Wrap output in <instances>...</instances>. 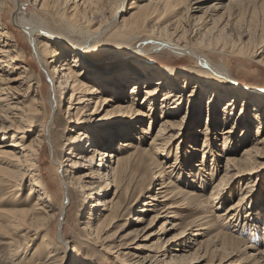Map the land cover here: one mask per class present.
Wrapping results in <instances>:
<instances>
[{"label":"bare ground","instance_id":"bare-ground-1","mask_svg":"<svg viewBox=\"0 0 264 264\" xmlns=\"http://www.w3.org/2000/svg\"><path fill=\"white\" fill-rule=\"evenodd\" d=\"M20 1L0 0V111L8 113L10 110H18L22 114L14 116L16 120L11 119L12 116L9 114H1V120L9 122V125L0 126V131L3 130L6 133L0 135L3 139H8L12 130L23 133L20 131L32 127L38 115L43 118V124L40 131L35 133L26 145L20 144L13 134L10 140L0 142V188L5 187L13 196L16 192H20V188L27 182L29 184L27 194L35 190L40 191L36 200L22 206H19L20 202L6 200L0 195V234L12 254L25 253L28 245L36 243L38 237L42 235L41 244L31 250V255L26 257L25 263L64 264L60 247L52 245L54 241L49 238L47 232L55 221L57 227L63 228V222L58 218L64 207L62 205L57 212L54 205L48 204L47 201L53 196L47 192L48 181L37 165L39 149L47 134L46 130L50 132L53 126L50 125L46 129V115L39 108L40 102L43 101H39L38 97L33 98L29 107L26 105L20 107L10 101L12 93L8 84L19 79H26L28 68L24 62H20L22 57L27 56H25L26 53L18 50L20 44L16 36L9 37L14 29L9 31L8 24L14 25L18 33L20 31L24 33L25 38L33 47L32 57H37L41 65L45 64L44 66L47 65L49 68L51 92L56 98V100L49 101L51 106L59 103L57 95L69 91L65 118L71 123L69 131L75 134L69 139V151L66 153L69 157L65 159L68 162L61 163V174H58L59 167L55 174L60 185L63 179V193L64 189L70 188L81 192V198L88 210V217L83 222V228L90 231L91 237L101 243L105 249L114 248L107 243L110 236L106 232L111 223L121 213L125 202H135L142 193L147 192L150 193L149 201L145 202V207L141 211L152 210L154 213L146 232L154 229L162 219L161 226L159 225L160 232L165 231L168 224L173 228L178 227L179 223L176 221L182 218L178 216V210L191 203L198 215L189 220L185 226L180 227L181 230L177 237L184 235L186 230L193 227H196L195 240L199 236L204 237L209 231H214L209 238H206L209 240L206 245L211 244V247L214 246L212 249L223 252L220 260L228 259L230 264H236V259L239 263L244 261L250 264H264V243L257 246L256 252H252L251 249L256 243H252L250 236L245 238L244 235L242 237L238 235V232L243 231L237 228L241 213H244L242 217L245 219L248 217L250 220L254 217L256 203L254 201L251 204L248 203L253 195H250V192L263 182L260 181L259 176L264 173V161H262L264 159V134L261 135L264 126V91L246 90L236 86V89L243 90L236 92L233 89L232 92H228L225 89L226 86L235 87L224 80L227 78L224 74L226 70L211 67L213 64L209 57L198 54L195 49L191 48L195 46L188 43L187 34L191 28V32L194 31V24L192 26L189 23V29L183 21L191 11H201L200 5L209 0H131L126 12V9H122L124 0H112L111 12L107 15L104 13V5H106L104 0H27L31 3L25 10L22 9ZM211 1L206 9L222 11L218 17L209 18V22L195 27V32L200 34L194 45L221 51H226V47H229L227 51L231 53L250 56V59L256 58L262 52L260 50L257 54L262 41L260 44L255 43L251 35L247 36L245 41L240 40L237 46L236 41L224 40L227 37L225 31L229 25L227 23L230 20L229 17L232 16L223 17L227 13L229 2L220 4L218 0ZM260 6L263 7L264 12V0H261ZM255 8L256 4H253V1L252 4L240 6L237 11H234V18L243 17L245 13L252 14ZM123 11L125 14L121 16L119 24L110 28L107 19H117L118 14ZM5 14H8L7 24L3 23L2 19ZM222 17L224 19H221ZM165 18L167 19L158 23ZM200 18L201 15L197 18V22ZM52 20L61 22V25L63 23L67 29L64 36L56 34L55 28L51 25ZM166 21H171V23L168 24ZM208 23L210 24L206 26ZM200 29L203 31L200 32ZM143 32L148 35L146 38H155L156 41H152V49L169 45L175 53L184 55L191 53L196 56L200 64L208 65V68L215 70L199 73L206 82L199 81L198 78L195 79L186 73L183 74L185 85L182 84L181 87L189 85L188 94L184 95L170 79V68L161 72L164 74L162 76L164 79H149L146 82L134 76L132 72H137L138 68H148V71L147 69L145 71L149 72L153 70V66L145 63L134 65L129 62L116 64L112 60L114 54L111 55V59L104 60H91L87 55L88 46L84 42H90V46L95 38L103 34L109 33L106 39L126 43L127 40L138 38ZM69 34L72 36L70 37ZM75 35H79L80 38H75ZM8 38H12V42ZM257 59L256 63H264V55ZM58 61L59 65L53 66V63ZM200 90L202 93L212 94L205 98V109L208 114L205 126L199 132L202 139L199 142L196 141L197 145L189 146L190 150L185 151L186 155L180 162L178 138L182 136L183 123L181 120L188 119L191 111L190 104H196L194 97ZM140 92L141 98L138 96ZM39 94H42V91L37 87L35 95ZM226 97L229 98L226 99ZM233 97L236 98L235 100L240 98V102L246 99V102L253 104L251 118L245 115L243 110L245 104L236 109ZM3 102L6 103L3 104ZM230 102L232 104L228 106ZM182 103L188 107L183 109L179 116L174 117V114L180 112ZM88 105L91 107L88 108ZM86 111L89 112L86 114ZM159 116L161 118L152 129ZM143 122H148V125H142ZM250 123H253L254 133L250 139L248 138V144H244ZM139 124L141 128L138 127ZM215 125L223 126V128L214 132L212 126ZM240 129L242 133L235 143L233 139ZM216 132L217 136L221 137L219 144L214 142L216 137L213 136V139L211 137V134H216ZM121 136L127 140L119 141ZM23 137L21 134L18 140ZM147 137L148 141H146ZM82 143L83 146L80 147ZM175 144L178 145L175 146ZM243 144L244 147L240 152L238 147ZM132 148L133 150L128 151ZM170 151H174L172 156ZM223 152H226V157L221 164ZM169 155L173 158L170 163H168ZM194 155H201L199 163H195ZM96 157L99 158L96 159ZM76 158L82 163L76 161ZM165 159L166 162H164ZM78 166L83 167L78 175L73 174L71 169L65 168ZM148 175H151V178L145 186L143 180ZM92 179H97L95 188L90 185ZM241 181H243V186ZM208 183L211 185L206 191ZM235 183L239 185L240 196L223 212H217L216 207L222 206L231 198ZM109 192L111 197L107 199L105 197ZM134 192L136 196L132 198ZM47 197L49 198L46 199ZM98 206L102 207L98 208ZM96 211L99 212L96 213ZM102 211L107 212L104 214ZM141 220L142 218L138 217V221ZM91 221H96L94 226ZM229 225L232 227L230 231L227 229ZM43 231L45 232L42 233ZM57 237L65 244L68 241L63 235L59 234ZM205 240L197 242L195 253L191 256L199 252ZM169 241L170 239L167 242ZM182 247L186 248L177 240L166 247L162 246L154 255L142 256L137 252L125 250L126 245L121 243L118 248L122 250H119L115 257L123 264H152L153 261H160L164 264H182L189 257L185 253H176ZM49 249L51 250L44 254ZM77 254L80 253L77 251ZM168 254H171V257L169 261H166L163 258H166ZM129 256L132 258L130 259Z\"/></svg>","mask_w":264,"mask_h":264},{"label":"rangeland","instance_id":"rangeland-1","mask_svg":"<svg viewBox=\"0 0 264 264\" xmlns=\"http://www.w3.org/2000/svg\"><path fill=\"white\" fill-rule=\"evenodd\" d=\"M6 1H9V0H6ZM252 1H253V4L254 3L256 4L254 13L252 14L245 13L243 17L236 16V18H234V15H235L234 11H237L240 6H246L247 4L249 5V3L252 4ZM130 2L131 0H124L122 9L124 10L126 9L125 12L128 10V6ZM206 2L200 5L201 11H191L189 13V16H187L186 19L183 21V24L189 29H190L189 23H191L192 26L194 24V31L191 32L192 30L191 28V30H188L189 33L187 34L188 43L193 44L191 46H195L191 48L195 49V51L198 54H204L206 57H209V60L213 64V66L211 67H215L219 70H223V69L226 70L224 74L227 78H224V80L228 82V84H230L231 86L235 87V88H230L226 86L225 89L228 92L229 91L232 92L233 89L236 92L243 90V89H236V86L245 88L246 90L251 89V90H263L264 91V63L255 62V60H258L257 57L259 58L264 55V43H263L264 41V12H263V7L260 6L261 0H218L220 4H223V3L225 4L229 2L227 13H225L226 15L224 14L223 17L227 18L228 15H232L229 17L230 20L227 23L229 24L228 27L227 26H226L227 28L225 27L227 29L225 30L227 33L226 34L227 37L224 40L234 41V42L236 41V46H237L238 45L237 43L240 40L245 41L248 38L247 36L251 35L255 43L260 44V41H262L261 43L262 45L257 51V54L260 52V50H262V52L259 53L256 58L252 57L251 59L249 58L250 56H242V55L227 51L229 47H226V51L225 50L221 51L218 49H210L209 47H205V46L197 47V45H194L196 42L195 40H197V37H199V34H200V33L195 32V27L200 26L201 23L204 25L205 23L209 22V18H212V17L216 18V16L218 17L222 11V10L212 11L209 8L206 9L207 6L209 7L210 2L212 1L209 0ZM19 3L22 4V9L25 10L29 6L31 1L26 0L24 2L23 0H21ZM104 3L106 4L104 5L105 6L104 13L107 15L111 12L110 3H112V0H104ZM125 12L123 11L119 13L117 16V19L115 18H113L112 20L107 19L108 22L110 23V24L108 23L110 28H113L117 24H119V21L121 20V16L124 15ZM199 15H201V18H200V21L197 22V18L199 17ZM2 17H3L2 18L3 23L5 22L7 24L8 14L3 15ZM223 17L221 19H224ZM167 18L162 19L158 23L160 24V22L166 20ZM232 19H234L235 21L237 20L236 21L237 23ZM166 22H168V24L171 23V21L170 22L166 21ZM60 23L61 22L59 21L58 22L53 21V20L51 21V25L53 28H55L54 30L56 31V34L59 36H64L66 34L67 29L65 28L63 23L62 25L64 27ZM209 24L210 23L206 24V26ZM8 25L10 29L9 31H12L14 29L12 34L10 32L9 37H11L12 35L16 36V39L18 40V43L20 44L18 50L22 51L23 53H26L25 56H27V57H22V60L20 62H24V64L28 68V71H27L28 74H27L26 79H22V80L19 79V80L13 81L12 83L8 84L10 85V88H11L10 92L12 93V95L10 96L11 97L10 101L13 102V104H16L20 107L24 105H26V107H29L31 106V101L33 100V98L38 97L39 101L41 100L43 101L42 102L43 106H42V103L40 102L39 108L42 112H45L46 129L50 125L53 126L50 132H47L46 130L47 134H45L46 136H44V141L42 142V146L39 149L40 155H38L39 158L37 159V165L42 171L43 176L48 181L47 183L49 186L47 188L48 189L47 192L53 196L50 198L51 200L47 201L48 204L50 203L54 205V207H56L55 210L57 212L62 205H63L62 207H64L60 218H58L60 221L62 220L63 228L61 229L57 227L56 221H55L51 225L52 228L50 230H47L49 234V238L52 241H54L52 245H55L56 247L58 246V248L60 247L59 250L64 260V264H123L119 259L115 257V255L119 253V250H122L121 248H118L119 244L121 243H123V245H126L125 250H129L131 252H137L142 256H146V255H154L155 253H157L156 251H159L162 248V246L166 247L168 244L175 242L177 240H179L182 244H184L186 248L184 249L182 247L176 253L177 254L185 253L186 255L189 256L186 258V260L183 261L182 264H230L229 263L230 260L228 259L220 260V257L223 253L221 250L212 249L214 246L211 247L212 246L211 244L208 246L206 245V243L209 241L206 238L207 237L209 238V236L213 234L214 231L213 232L209 231L208 234L205 235L204 237L200 238L199 236V238L195 240L194 233H196V230H195L196 227H193L192 229L186 230V233L184 235L177 237V234L181 230L180 227L185 226V224L189 220H191L192 218H195V216L198 215V212L194 210L195 208L194 206H192L193 204L191 203L186 204L185 207L178 210V213H179L178 216L182 217L181 219H177L176 221L179 223L178 227L173 228L170 226V224H168L166 225L165 231L160 232V226L163 221L162 219L161 221L158 222V224H156L154 229L146 232L147 230L146 228L149 224L151 216L154 213V211L152 210L143 211L144 213L141 211L145 207V202L149 201L150 193H147V192L142 193L140 197L138 198V200L135 202H132V203L125 202L123 210L114 220V222L111 223L109 230L106 232L110 236V240L107 241V243L108 244L110 243L109 245H112L114 248L105 249V247L101 246V243L97 242L93 237H91L92 234L90 233V231L83 228V222L88 217V210H87V206L83 203V200L81 198V195H80L81 192H79L76 189L70 188L68 190L64 189L65 191L63 193L62 192V188L64 186L63 179H62V184H61L62 186H61L57 182L56 174H55L57 172V167H59L58 174H61V169H62L60 166L61 163L65 164L66 162H68L67 160H65L67 157H69L67 156L68 154H66L69 151L68 143H69L70 136L75 134L74 132L69 131L71 127V123H69V121L65 118V110L67 108V99L69 96V91L64 92V94L62 95L61 94L57 95L58 96L57 100L59 101V103L55 106L53 105L54 107L51 106V103L49 101L51 99L56 100V98H55V94L51 92L52 83L50 82V79L48 76L49 68H47V65L44 66L45 64L41 65L39 61H37L38 60L37 57H32L31 54L33 53L32 52L33 47L30 45L29 40L25 38L24 33L20 30H19L20 33H18L16 31L17 28L14 25L12 24L11 25L8 24ZM199 31L201 32L203 31V29H200ZM108 34L109 33H107L106 35L103 34L102 36L95 38V41H92L93 43H91L90 46H89L90 42H87V43L84 42V44L88 46L87 55L89 59L90 58L91 60L92 59L94 60L103 59L104 60L107 58L111 59V55L114 54L112 60L116 64L117 63L125 64L129 62V63H134V65L135 64L138 65V63L139 64L145 63L148 66H153L154 67L153 70H150L149 72L145 71V69H147L148 71V68H142V69L138 68L136 70L137 72H135L136 74L134 73V71L132 72L134 76L136 75L140 77V80L144 79L146 82H148L147 80L149 79L150 80L151 79L152 80L164 79V77H162L164 74H162L161 72H164L165 69L170 68L169 69L171 73L170 79L176 84V88L181 89L184 95L188 94L189 85L184 86L185 88L181 87L182 84L185 85V83H183V77H182L183 74L186 73L195 79L198 78L199 81L206 82V80L202 78V76L199 73L206 72L207 70L209 71L215 70V69L208 68L209 67L208 65L200 64L196 56L191 53L186 54V55L175 53V51H173L171 46L169 45L163 46L158 49H152L153 48L152 41H156V40L155 38L153 39L146 38L148 35L145 32L141 33V35L138 36V38L136 39L127 40L126 43L117 41V40L115 41L113 39H106ZM71 36L72 35H70V37ZM74 37L77 39L80 38L79 35L77 36L75 35ZM228 37H229V40H228ZM8 39L10 40V42H12V38H8ZM259 44H257V46H259ZM58 65H59V61L53 63V66L55 67H57ZM219 70L218 72L222 73ZM29 82H30V85H29ZM37 87L41 88L42 94L35 95ZM125 90H127V87H125ZM207 95L212 96V94L209 95V93L208 94L205 92L202 93V91L200 90L198 94L196 95V97H194L196 98V104L195 103L190 104L191 111L188 115V119L181 120V122L183 123V128H182L183 130L181 131L182 136L178 138V143H180L179 145V151L181 155L179 157L180 162L182 161L181 160L182 157H185L186 155L185 151L190 150L189 146L197 145L199 140L202 139V135H199V132L204 128L205 122H206V115L208 114L207 110L205 109V105H206L205 98ZM138 96L141 98V92L138 93ZM228 98L229 97H226V99ZM235 99L236 98L233 97V100H234L233 102L235 103L234 106H236V109L241 108L240 105L243 106L245 104L244 105L245 107H243V110L246 113L245 115L248 117H250V115L253 116L252 112H253L254 106L251 102H246V99L245 101H241V102L239 101L240 98L238 100H235ZM18 102H22V103H18ZM5 103L6 102H3V104ZM231 104L232 102H230L228 106H230ZM89 107H91V105H88V108ZM187 107L188 105L186 106L185 103L184 104L182 103L180 112H178V114H174V117L179 116L181 111L183 109L185 110ZM57 108L58 110L56 111ZM221 109H222V106H221ZM87 112L89 111H86V114ZM1 114L2 115L9 114V116H12L11 119L13 118L14 120L17 119L14 116L22 115L21 111H18V110H10V112L8 113L4 111L3 112L0 111V115ZM157 115H158V112L156 113V116ZM35 118L36 119L34 120L32 127L27 128L26 130L20 131L23 133H18L17 131L12 130L10 131L8 135V139L6 138L3 139L2 135H0V142L3 140H10L9 138H11V135L13 134L14 136H16V140L19 141L20 144L22 145L28 144L30 139L33 137V135L37 133L38 131H40V128L42 127V124H43L42 122L43 118H41V115H38ZM160 118L161 116L157 117L156 123L153 124L152 129H154V127L157 125V122ZM147 123L148 122L146 123L143 122L142 125H148ZM7 125H9V122L3 121V119L1 120V117H0V126H7ZM16 125H19V124H16ZM15 126H13L14 129H15ZM215 126H212L214 132L220 131L219 129L223 128V126H216V127ZM138 127L141 128L140 124ZM248 128L250 129L248 133L246 134L244 144H248L249 142V141L247 142L248 138L250 139L253 136V133H254L253 123L252 124L250 123V127ZM262 129H261L262 130L261 135L264 134V126L262 127ZM139 131L140 129L138 130V132ZM241 133H242V129H240L235 134V137L233 139L235 143L237 142ZM0 134H6V133L3 132L2 130L0 131ZM21 134H23L24 137L21 140H18V136H20ZM149 135L150 134H148V136ZM213 136L216 137V140L214 142L216 144L217 143L219 144L221 141V137L219 135L217 136V132L216 134L215 133L211 134L212 139H213ZM125 140H127V138H125L124 136H121V138L119 139V141L121 142ZM146 141H148V137L146 138ZM196 141L198 142L196 143ZM244 144L238 147V150L240 152L242 151ZM177 145L178 144H175V146ZM82 146H83V143L80 145V147ZM215 148L216 147H214V149ZM129 150H133V148L128 149V151ZM173 152L174 151H170V154L172 153L171 156L173 155ZM225 154L226 152L222 153V156H221L222 158L220 161L221 164L225 160V157H226ZM171 156L170 155L168 156L169 157L168 163L173 161L172 160L173 158ZM194 157H195L194 159L195 163H199L200 162L199 160L201 159V155H194ZM98 158L99 157H96V159ZM76 161L80 162L81 160H77L76 158ZM262 161H264V159ZM164 162H166V159ZM164 165H168V164L164 163ZM65 168L71 169V171H73V174L75 175H78L83 170V167H80V166L76 168H72V167H65ZM255 176L256 175H254V177ZM150 178H151V175H148L146 178H144L143 181H144L145 186L148 184ZM259 178H260V181H263V182L259 186H256L257 188L255 187V189L250 192V195L253 194L252 197L250 198L252 200L248 201L249 204L253 203V201L256 203V213H255L256 215L254 214V217H251L249 220L248 217L246 219L242 217L244 213H241L242 216L240 218V221H238L239 223H237V228L243 231L241 233L238 232L239 233L238 235H240L241 237L244 235L245 238L246 237L249 238L250 236V238L253 240L252 243L254 244L256 243L254 247L251 249L252 252H256L257 246L262 245L261 243H264V173L261 174ZM96 180L97 179L90 180V182L92 183L90 184L91 187L93 188L97 187ZM241 183L243 186V181H241ZM210 185L211 183L210 184L208 183V187L206 186L205 188L206 191L207 189L208 190L210 189L209 187ZM28 190H29V184H27L26 182V184L22 188H20V192H16L15 195L12 196L11 192L5 189V187L0 188V195L2 196V198H5L6 200H14L16 203L20 202L19 206L28 205V204H31V202H33L34 200H36L37 194L40 192L39 190H35L27 194ZM91 191L93 192L94 190H91ZM239 192H241L239 185L235 183L232 188L231 198H229L228 201H226L222 206L220 205L219 207H216L215 210L217 212H223L228 205H230L233 202H236V200L238 199V196H240ZM134 196H136L135 192L132 198ZM110 197H111V193L109 192L105 198L109 199ZM48 198L49 197H47L46 199ZM258 201L260 203H258ZM248 206H251V205H248ZM101 207L102 206H98V208H101ZM97 212L99 211H96V213ZM102 212L105 214L107 211H102ZM138 217H141L142 220L138 221ZM91 222L93 223L92 226H94L96 221H91ZM231 228H232L231 225H229L227 228L228 231H230ZM44 232L45 231H43L42 233ZM58 233L60 235H63L65 240H68L66 244L59 240V238L57 237V235H59ZM41 237L42 235L38 237L36 243L34 244L31 243L30 245H28V249L26 250L25 253L22 252L20 255H17V254L13 255L9 247L6 244H4L5 239L0 234V264H26L25 263V261L27 260L26 257H29L31 255V250L34 247L36 246L38 247L41 244L40 242ZM171 237L173 238L171 239ZM169 239L170 241L167 242ZM200 240H205V241H203V244L200 246L198 250L199 252L196 255L194 254L191 256L192 253H195L194 251L196 249V245L198 244L197 242ZM50 250L51 249L45 251L44 254H47V252ZM77 251L80 254H77ZM211 252H212V255H210ZM77 255L79 256L77 257ZM170 257H171V254H168V256L163 259L166 261H169ZM129 258L131 259L132 257L129 256ZM240 262L241 263H239V260L236 259V264L237 263L238 264H244V263L250 264L249 262H244V261H240ZM152 264H164V263L160 261H153Z\"/></svg>","mask_w":264,"mask_h":264}]
</instances>
